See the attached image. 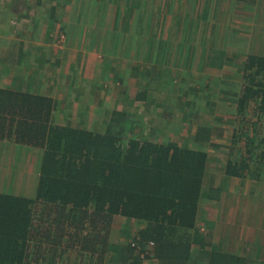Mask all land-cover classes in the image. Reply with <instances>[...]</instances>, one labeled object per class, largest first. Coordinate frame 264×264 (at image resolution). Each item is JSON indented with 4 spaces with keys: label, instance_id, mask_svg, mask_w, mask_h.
Listing matches in <instances>:
<instances>
[{
    "label": "crops",
    "instance_id": "obj_1",
    "mask_svg": "<svg viewBox=\"0 0 264 264\" xmlns=\"http://www.w3.org/2000/svg\"><path fill=\"white\" fill-rule=\"evenodd\" d=\"M250 55L264 0H0L1 89L48 98L54 126L207 155L197 264H264V179L227 174ZM42 154L0 141V191L33 194Z\"/></svg>",
    "mask_w": 264,
    "mask_h": 264
},
{
    "label": "trees",
    "instance_id": "obj_2",
    "mask_svg": "<svg viewBox=\"0 0 264 264\" xmlns=\"http://www.w3.org/2000/svg\"><path fill=\"white\" fill-rule=\"evenodd\" d=\"M246 71L236 135L245 148L227 174L264 179V137L258 121L246 120L252 103L264 120V55H250ZM51 116L48 98L0 88V141L43 151L33 194L0 191V264H70L75 254L77 264H141L136 252L159 264H197L191 251L204 249L209 234L194 240L207 155L54 126ZM117 217L144 222L133 245L122 244ZM216 255L209 264L244 263Z\"/></svg>",
    "mask_w": 264,
    "mask_h": 264
},
{
    "label": "rangeland",
    "instance_id": "obj_3",
    "mask_svg": "<svg viewBox=\"0 0 264 264\" xmlns=\"http://www.w3.org/2000/svg\"><path fill=\"white\" fill-rule=\"evenodd\" d=\"M248 112L251 114L250 116H248L246 118V120L250 123L253 124V122H257L258 121V125L255 126L257 133H258V138L264 137V127H262L263 122L261 123V119L259 118V116L256 113V104H251L248 107ZM261 123V124H260ZM247 124V123H246ZM249 125V124H248ZM251 133V129L249 131V134ZM246 137V136H245ZM26 150V149H25ZM17 151H15V155H16ZM21 155H23L21 153ZM32 193V192H29ZM28 196H30L31 194H27ZM115 226L118 228V230L121 232V237H122V241H123V245L125 244H131L133 245L134 243V239L135 237H137L138 235V230L142 229L144 225H142V223H140V221H136V220H132V219H119ZM73 258H75L70 264H77V258H76V254L73 256ZM144 260L146 261L147 259L144 258ZM143 260V261H144ZM69 262V261H68ZM147 262V261H146ZM141 264L143 262H140ZM58 264H67V259L61 260L58 262Z\"/></svg>",
    "mask_w": 264,
    "mask_h": 264
}]
</instances>
